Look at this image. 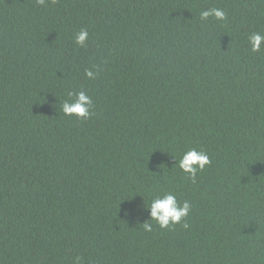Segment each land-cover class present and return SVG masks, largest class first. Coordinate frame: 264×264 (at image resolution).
I'll list each match as a JSON object with an SVG mask.
<instances>
[{"label": "trees", "instance_id": "1", "mask_svg": "<svg viewBox=\"0 0 264 264\" xmlns=\"http://www.w3.org/2000/svg\"><path fill=\"white\" fill-rule=\"evenodd\" d=\"M254 32L264 0H0V264H264ZM79 90L84 121L60 108ZM190 148L211 159L196 183ZM165 192L192 204L187 229L149 218Z\"/></svg>", "mask_w": 264, "mask_h": 264}, {"label": "clouds", "instance_id": "2", "mask_svg": "<svg viewBox=\"0 0 264 264\" xmlns=\"http://www.w3.org/2000/svg\"><path fill=\"white\" fill-rule=\"evenodd\" d=\"M54 2V0H53ZM39 5H44L45 0H36ZM200 19L207 20L209 17H214L218 21L227 19L223 9L211 8L200 12ZM88 30L82 28L74 36V41L80 47H85L88 40ZM251 51L259 52L264 46V35L254 32L248 37ZM99 69H86L85 75L89 79H96ZM69 99H66L60 106L62 113L68 117H75L78 120L84 121L93 115L94 102L90 95L85 90L69 91L67 93ZM177 163V162H176ZM211 164L209 155L204 150L190 148L185 151L178 161V166L186 178L192 183H196L197 175L203 172L206 166ZM149 212V218L154 220L161 229H172L175 225L187 229V217L190 214L192 204L188 200L182 202L177 200V197L172 192H165L163 195L154 197L150 204L145 206ZM143 229L146 232H151L153 226L151 223H142ZM82 257L77 255L74 257L73 264H81Z\"/></svg>", "mask_w": 264, "mask_h": 264}]
</instances>
